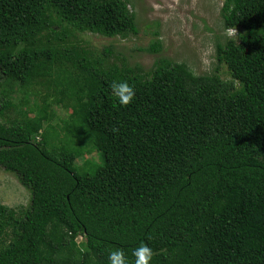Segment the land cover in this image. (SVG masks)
<instances>
[{
    "label": "trees",
    "instance_id": "16d2710c",
    "mask_svg": "<svg viewBox=\"0 0 264 264\" xmlns=\"http://www.w3.org/2000/svg\"><path fill=\"white\" fill-rule=\"evenodd\" d=\"M130 3L0 0V168L31 195L0 264H109L110 249L134 264L140 243L150 264H264V0H222L201 73L155 38L145 74H95L51 29L125 35ZM62 87L78 115L58 111Z\"/></svg>",
    "mask_w": 264,
    "mask_h": 264
},
{
    "label": "rangeland",
    "instance_id": "374dc122",
    "mask_svg": "<svg viewBox=\"0 0 264 264\" xmlns=\"http://www.w3.org/2000/svg\"><path fill=\"white\" fill-rule=\"evenodd\" d=\"M221 3L222 0H132L129 9L136 13L135 27L125 35L100 34L89 30H78L71 34L70 31L63 32L58 23L51 29H57V33L63 37V47L69 46L70 51L78 50L75 52V62L95 74L105 72L119 75L123 71L131 75L145 74L156 54L143 49L155 38H160L163 42L161 54L173 60L185 61L194 72L201 73L213 68L214 56L209 28L216 29L220 23ZM44 31H48V27ZM225 35L231 36L228 30H225ZM43 58L46 60L45 64L38 71L42 75L50 76L53 72V61L49 57ZM136 64L140 70H125ZM65 93L63 87L58 88L55 97L58 111L78 115L80 110L69 104L70 100L65 98ZM29 105L33 107L32 102ZM66 137L63 132L60 139ZM58 139L56 138L54 144H60ZM93 155V148L85 152V156ZM30 198V192L11 173L0 168V247L11 239L13 224ZM76 239L79 241L81 236L78 235Z\"/></svg>",
    "mask_w": 264,
    "mask_h": 264
},
{
    "label": "clouds",
    "instance_id": "9594fccd",
    "mask_svg": "<svg viewBox=\"0 0 264 264\" xmlns=\"http://www.w3.org/2000/svg\"><path fill=\"white\" fill-rule=\"evenodd\" d=\"M229 35H235L233 28L228 29ZM115 100L119 105L124 106L129 104L135 95L134 88L126 80L114 82L111 85ZM132 255L135 257L134 264H150L153 257V249L147 244L140 243L133 250ZM109 264H128V259L125 253L120 249H110L108 252Z\"/></svg>",
    "mask_w": 264,
    "mask_h": 264
}]
</instances>
